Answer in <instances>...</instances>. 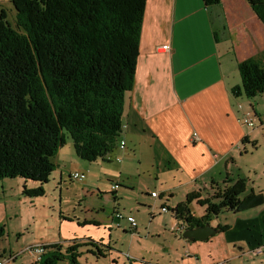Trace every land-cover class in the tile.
<instances>
[{"label": "crops", "instance_id": "obj_1", "mask_svg": "<svg viewBox=\"0 0 264 264\" xmlns=\"http://www.w3.org/2000/svg\"><path fill=\"white\" fill-rule=\"evenodd\" d=\"M252 58L264 63V25L250 0H219L210 6L202 0H146L134 85L125 96V129L117 148L107 156L108 161L90 164L71 155L65 147L68 143L58 151L52 173L57 180L58 230L51 231L40 219L33 232L32 226L39 220L35 211L42 207L38 209L36 202L26 199L33 213L26 228L14 233L16 252L39 244L66 247L81 237L73 235L70 227L65 230L64 223L102 230L100 236L107 231L109 238L114 228L128 227V233L139 234L136 220L133 228L125 219L117 221L114 213L135 219L134 213L148 209L152 227L156 216L168 214L162 208L172 210L184 204L191 193H199L202 199L210 190H220L215 178L219 165L232 176L241 148L245 150L248 143L252 146L264 132L262 127L249 129L239 121L247 107L256 116L264 114V93L246 101L231 93L240 86L238 64ZM120 142H124L123 148ZM112 160L116 164H110ZM73 173L85 174V180L75 184L70 177ZM238 179L246 182L245 194L264 195V184L256 182L247 188L250 178ZM236 180L228 181L233 184ZM114 184L119 188L112 189ZM73 185H77L76 191ZM11 186L6 179L0 182V225L6 229L8 222L19 218L15 211L9 212ZM36 187L38 184H32L29 189ZM69 189L74 194L71 197ZM130 196L133 205L126 203ZM189 209L194 217L203 216L205 210L195 201ZM222 214L229 216L224 223L218 216L210 225L215 229L225 226L224 230H217L207 241L190 242L182 237L183 253L177 264H264V204L238 214ZM173 220L172 225L183 234L187 226ZM82 222L98 226H79ZM25 229L31 231L22 234ZM22 262L33 264L28 256Z\"/></svg>", "mask_w": 264, "mask_h": 264}, {"label": "trees", "instance_id": "obj_2", "mask_svg": "<svg viewBox=\"0 0 264 264\" xmlns=\"http://www.w3.org/2000/svg\"><path fill=\"white\" fill-rule=\"evenodd\" d=\"M202 2L210 6L219 0ZM11 4L13 26L0 13V182L21 178L37 183L34 189L24 188L23 195L38 198L44 195L42 186L55 169L53 159L66 136L75 156L88 163L108 161L117 148L125 96L134 85L146 0H11ZM250 5L264 25V1L250 0ZM260 59L238 64L240 86L232 89L234 97L254 99L264 93ZM245 184L238 179L202 199L191 193L184 204L165 209L187 229L204 226L223 212L238 214L264 204L262 193L245 194ZM193 201L204 207L203 216H193L189 209ZM6 235L0 225V240ZM90 240H72L66 247L46 245L33 264H78L82 246L93 247L90 252L96 258L105 257L106 247Z\"/></svg>", "mask_w": 264, "mask_h": 264}, {"label": "rangeland", "instance_id": "obj_3", "mask_svg": "<svg viewBox=\"0 0 264 264\" xmlns=\"http://www.w3.org/2000/svg\"><path fill=\"white\" fill-rule=\"evenodd\" d=\"M1 12H4L6 22L13 26L15 11L11 4V0H0V13ZM229 52L233 54L234 50L232 52V49H230ZM237 80L239 84L240 76L238 72ZM243 99L246 101L245 97ZM245 110L252 111L250 107H247ZM261 132V136L255 140V147L248 143L244 145L245 150L241 148V154L235 157L232 176H227L223 165H219L215 175L218 182V189L222 190L223 188L230 186L232 181L228 180L231 178L236 180L239 176H242L243 178H250L251 181L247 182V188H250V186L256 182L261 185L264 184V132ZM66 143H68V146L65 147H69L71 155L75 157L72 141L69 136H66ZM146 153L147 151L144 149L142 153L144 157L146 156ZM82 163L90 164L88 162ZM110 164H116L115 160H112ZM53 175L54 174H51L49 181L42 186L44 195L38 198H28L23 195L24 188L29 189L32 184L36 185L37 183L25 181L21 178L6 179V181L12 183L9 191L10 197L8 198V202L10 203L9 212L15 211L19 214V218L16 221L11 220V222H8L6 234L9 232L10 238L8 239L6 235L2 240H0V261L2 257L7 258L10 255L15 256V254H18L16 252L18 251V248L16 247L15 241L18 238L14 235V233L22 232V228H26L25 224L27 222V218L31 213H33V210L29 208L26 199L36 202L35 204H37L38 209L42 207L41 210L35 211L39 220L32 226L33 232L36 233V227L41 223L40 219L42 220V225L47 223L51 231L57 232L58 226L56 224V219L59 222L58 191L55 189L54 184L57 180ZM74 183L77 184L80 182L74 181ZM103 183L105 185L109 184L107 181H103ZM76 186L77 185L72 186L73 191H76ZM214 193L216 192L209 191L205 194V196H212ZM67 195L71 197L74 194L69 189ZM126 203L128 205H133V196L126 199ZM145 211L146 212L144 213L140 211V214L134 213V220H136V222L140 225L138 228L139 234L128 233V227H124L125 224H123L125 229L114 228L109 238L107 231L100 236V234L103 233L102 230L96 232L94 228L85 227L78 229L75 222H73V224L64 223L63 227L65 230L70 227L73 231V235L79 234L81 236L76 240H84L87 242L91 239L94 243H97L99 247H106L103 249L106 254L103 258H96L90 252V250L93 249L91 246L80 247L78 249V264H177V257L183 253V238L182 234L179 233L178 228L172 225L174 223L173 215L168 213L167 215L162 214L161 217L156 216L157 218L154 220L153 226L150 227L148 224L150 219V216L147 214L148 209ZM227 215L228 214L219 215L218 220L224 223L225 217H229ZM30 231L31 230H26L22 234L26 235V233ZM156 233L159 235H155ZM100 244L103 246H100ZM26 257L27 256H19L8 264H23L22 261L26 260ZM30 260L33 263V259L30 258ZM24 264H28V262Z\"/></svg>", "mask_w": 264, "mask_h": 264}, {"label": "built area", "instance_id": "obj_4", "mask_svg": "<svg viewBox=\"0 0 264 264\" xmlns=\"http://www.w3.org/2000/svg\"><path fill=\"white\" fill-rule=\"evenodd\" d=\"M239 121L246 127H248L249 129H254L257 127H262L264 128V114L261 116H256L254 115L250 110H245L242 111L241 113V117L239 119ZM122 129H125V126H122ZM120 148L124 147V142H120ZM71 179L73 181H77V182H82L84 180V175L80 174V173H74L71 176ZM118 185H113L112 189H117ZM153 197H156V195H154ZM162 212H166L167 210L165 208L161 209ZM114 218L119 221L121 219H125L130 225L131 227L135 228L136 224H135V220L132 216H124L122 213L120 212H116L114 213ZM118 226V224H117ZM46 245H35L32 247H27L25 248L23 251H21L20 253H18L17 255H11L9 256V258L4 259L0 264H7L11 261H13L14 259H16V257L20 254H25L27 256H29L30 258L33 259V263H36L40 260L41 256L44 254L45 250H46ZM214 264H225L224 261H219V262H215Z\"/></svg>", "mask_w": 264, "mask_h": 264}, {"label": "water", "instance_id": "obj_5", "mask_svg": "<svg viewBox=\"0 0 264 264\" xmlns=\"http://www.w3.org/2000/svg\"><path fill=\"white\" fill-rule=\"evenodd\" d=\"M216 233L217 229L213 228L210 223H208L204 226L186 229L183 232L182 237L190 242L193 240H199L204 242Z\"/></svg>", "mask_w": 264, "mask_h": 264}]
</instances>
